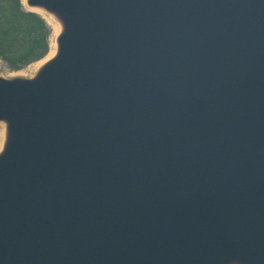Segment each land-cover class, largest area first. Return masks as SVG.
Returning a JSON list of instances; mask_svg holds the SVG:
<instances>
[{
  "label": "water",
  "instance_id": "obj_1",
  "mask_svg": "<svg viewBox=\"0 0 264 264\" xmlns=\"http://www.w3.org/2000/svg\"><path fill=\"white\" fill-rule=\"evenodd\" d=\"M60 25L0 76V264H264V0H25Z\"/></svg>",
  "mask_w": 264,
  "mask_h": 264
},
{
  "label": "trees",
  "instance_id": "obj_2",
  "mask_svg": "<svg viewBox=\"0 0 264 264\" xmlns=\"http://www.w3.org/2000/svg\"><path fill=\"white\" fill-rule=\"evenodd\" d=\"M51 28L22 0H0V60L20 70L43 59L50 49Z\"/></svg>",
  "mask_w": 264,
  "mask_h": 264
},
{
  "label": "rangeland",
  "instance_id": "obj_3",
  "mask_svg": "<svg viewBox=\"0 0 264 264\" xmlns=\"http://www.w3.org/2000/svg\"><path fill=\"white\" fill-rule=\"evenodd\" d=\"M23 4H24V7L26 8V9H30V8H28L27 6H26V4L23 2ZM33 10V9H32ZM33 11H35V12H37V13H39L44 19H45V21L47 22V24L49 25V27L51 28V36H50V39H51V37H53V34H52V27H51V24H49L48 23V21L46 20V14H42V12H38V11H36V10H33ZM53 19V21L55 22V23H57L56 21H55V19L54 18H52ZM59 30H60V28H59ZM59 30H58V32H59ZM58 32L56 33V34H58ZM54 36H56V35H54ZM49 57H51V56H45L43 59H42V61L41 62H39V63H32V64H30V65H28V66H26V67H24V68H22V69H20V70H16V71H14V70H10V69H8L7 68V66L5 65V63L4 62H2L1 60H0V76L1 77H4V78H12V77H31V76H33L34 74H35V72H36V70L38 69V67L46 60V59H48ZM30 67H33V69L32 70H30L29 71V69H30ZM2 128V130H3V133H2V136L0 137V150H1V146H2V140H3V134H4V125H3V123H1L0 122V129Z\"/></svg>",
  "mask_w": 264,
  "mask_h": 264
},
{
  "label": "bare ground",
  "instance_id": "obj_4",
  "mask_svg": "<svg viewBox=\"0 0 264 264\" xmlns=\"http://www.w3.org/2000/svg\"><path fill=\"white\" fill-rule=\"evenodd\" d=\"M22 2H24L25 3V0H22ZM33 10H36V11H38V12H42V14H46L45 12H43L42 10H39V9H33ZM47 16L45 17L46 18V20L48 21V23L49 24H51V27H52V34H53V37H51V39H50V49H49V52H48V54L46 55V56H53L54 54H55V49H56V44H55V37L56 36H54V35H57L56 33L58 32V30H59V28H60V25H59V23L57 22V23H55L54 21H53V17L51 16V15H49V14H46ZM60 31V30H59ZM59 33V32H58ZM51 57H49V58H51ZM48 58V59H49ZM48 59H46V60H48ZM45 60V61H46ZM42 61V59L41 60H39V61H37L36 63H39V62H41ZM44 61V62H45ZM43 62V63H44ZM33 69V67H30V69H29V71L30 70H32ZM4 125V124H3ZM5 127V126H4ZM2 133H3V130H2V128L0 129V137L2 136ZM3 138H4V134H3ZM2 142H3V140H2ZM2 147V146H1Z\"/></svg>",
  "mask_w": 264,
  "mask_h": 264
}]
</instances>
